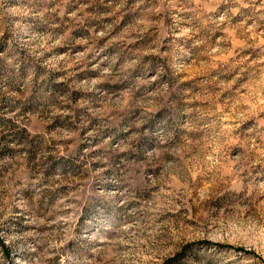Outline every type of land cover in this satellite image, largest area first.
Listing matches in <instances>:
<instances>
[{"label": "rangeland", "instance_id": "1", "mask_svg": "<svg viewBox=\"0 0 264 264\" xmlns=\"http://www.w3.org/2000/svg\"><path fill=\"white\" fill-rule=\"evenodd\" d=\"M0 264H264V0H0Z\"/></svg>", "mask_w": 264, "mask_h": 264}]
</instances>
